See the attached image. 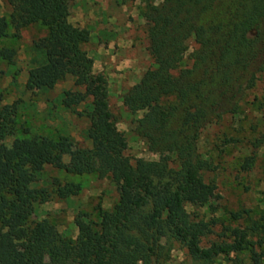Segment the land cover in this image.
<instances>
[{"label": "trees", "instance_id": "obj_1", "mask_svg": "<svg viewBox=\"0 0 264 264\" xmlns=\"http://www.w3.org/2000/svg\"><path fill=\"white\" fill-rule=\"evenodd\" d=\"M11 8L0 16V41L9 26L16 32L32 25L46 28L35 43L44 62L27 73L25 89L52 90L67 77L83 92L65 91L62 106L72 109L90 98L86 131L90 149L74 150L68 137L40 135L15 138L0 129V264H163L170 249L164 242L185 248L198 264H212L219 254L249 248V236L264 231V210L246 231L231 230L232 245L201 248L210 233L204 221L193 220L186 205L204 207L214 195L202 173L209 163L197 153L199 133L225 114H235L244 94L259 73H264V0H144L146 51L154 66L122 96L131 114L142 112L135 133L147 149L170 155V161L131 160L127 143L117 130L108 102L103 75L92 71L84 45L88 32L67 21L68 0H0ZM195 48L188 53L189 41ZM16 51L0 47V61L12 63ZM67 160V161H66ZM46 167L67 175L109 176L119 197L110 211L99 210V222L79 215L74 223L75 242L63 238L47 219L27 226L35 204L49 194L34 188ZM61 200L77 196L79 184L60 185ZM234 221L242 218L233 213ZM253 252V251H252ZM264 253H252L253 264H262ZM229 260V259H228ZM231 264H242L238 258Z\"/></svg>", "mask_w": 264, "mask_h": 264}, {"label": "rangeland", "instance_id": "obj_2", "mask_svg": "<svg viewBox=\"0 0 264 264\" xmlns=\"http://www.w3.org/2000/svg\"><path fill=\"white\" fill-rule=\"evenodd\" d=\"M139 1L143 11L144 0ZM9 9L11 11L10 7ZM43 29L46 30L43 26L32 25L16 32L9 26L7 37L0 41V47H10L16 51L12 63L0 61V129L7 132L2 144L10 146L15 138L25 137L27 131L30 135L51 139L65 136L70 139L74 150L90 149L91 142L86 135L90 98L69 110L61 103L65 91H84L83 88L74 87L72 77L59 82L57 88L52 90L36 89L28 92L25 89L29 67L34 63L31 60L36 61L40 57L37 50L28 49L31 44L44 37ZM141 31L144 35L141 48L143 45L145 48V27ZM188 46L182 68H189L191 65L187 56L195 48L193 40L189 41ZM142 53H137L136 56L144 62V73L154 64L146 48ZM134 71L119 69L111 73L113 77L103 75L117 130L126 139L125 155L131 160L141 158L146 161H170L172 156L150 152L145 142L136 135L135 122L143 113L131 114L122 105V96L131 88H126V83H135ZM110 79H115V83H122V89L119 85V88H115L113 83L110 84ZM197 153L209 163V170L202 173V178L205 183L215 186V192L206 206L186 205V211L193 220L204 221L209 225L210 233L202 238L201 248L232 245L236 238L231 230L246 231L252 221L259 220L264 210V73L257 75L254 86L244 94L235 114H225L220 121L200 131ZM55 180L60 185L79 184L81 191L77 196L61 200L55 194ZM33 187L45 189L49 198L44 204L34 205V212L27 215V226L31 227L35 222L47 219L63 238L73 242L78 235L74 223L77 216L86 215L90 222L98 223V209L110 211L119 197L109 176H72L51 167L45 168ZM233 213H241L242 218L234 221L231 217ZM247 240L253 242L252 245L249 244V248L229 255L219 254L212 264H231L230 261L236 258L242 264H253L252 253H264V231L255 233L253 237L249 236ZM163 244L166 249H170L163 264H198L192 261L181 245L175 242ZM42 262L47 264L48 258L45 256Z\"/></svg>", "mask_w": 264, "mask_h": 264}, {"label": "crops", "instance_id": "obj_3", "mask_svg": "<svg viewBox=\"0 0 264 264\" xmlns=\"http://www.w3.org/2000/svg\"><path fill=\"white\" fill-rule=\"evenodd\" d=\"M69 9L67 21L73 27L88 32V42L84 46L87 56L92 60V71L113 77L115 70L130 69L136 74L135 83L141 78L145 70L144 62L137 57V53L145 51L144 35L145 19L141 14V1L139 0H68ZM10 9L0 1V16L8 18ZM44 36L47 31L42 30ZM142 33V36H141ZM31 47V49H30ZM28 51L37 50L40 57L33 61L29 70L44 62L43 51L31 44ZM143 54V53H142ZM115 88L122 89V83H115ZM135 83H126V88ZM58 85L54 87L57 88ZM109 94L111 92L109 91Z\"/></svg>", "mask_w": 264, "mask_h": 264}]
</instances>
